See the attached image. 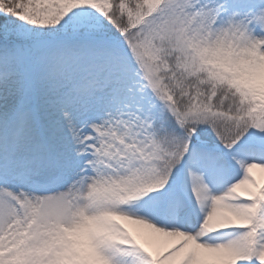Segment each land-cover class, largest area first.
<instances>
[{"label": "snow or ice", "instance_id": "snow-or-ice-1", "mask_svg": "<svg viewBox=\"0 0 264 264\" xmlns=\"http://www.w3.org/2000/svg\"><path fill=\"white\" fill-rule=\"evenodd\" d=\"M264 0H0V264H264Z\"/></svg>", "mask_w": 264, "mask_h": 264}, {"label": "rangeland", "instance_id": "rangeland-1", "mask_svg": "<svg viewBox=\"0 0 264 264\" xmlns=\"http://www.w3.org/2000/svg\"><path fill=\"white\" fill-rule=\"evenodd\" d=\"M254 171H258V170H254ZM256 175H257L258 177H260V176H264V173H262V174H261V173H257Z\"/></svg>", "mask_w": 264, "mask_h": 264}, {"label": "bare ground", "instance_id": "bare-ground-1", "mask_svg": "<svg viewBox=\"0 0 264 264\" xmlns=\"http://www.w3.org/2000/svg\"><path fill=\"white\" fill-rule=\"evenodd\" d=\"M260 173L259 171H255V174ZM262 174V173H261Z\"/></svg>", "mask_w": 264, "mask_h": 264}]
</instances>
